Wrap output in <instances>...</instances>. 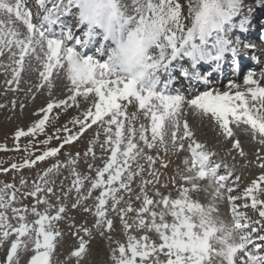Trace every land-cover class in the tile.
I'll use <instances>...</instances> for the list:
<instances>
[{
  "label": "snow or ice",
  "instance_id": "1",
  "mask_svg": "<svg viewBox=\"0 0 264 264\" xmlns=\"http://www.w3.org/2000/svg\"><path fill=\"white\" fill-rule=\"evenodd\" d=\"M25 3L26 0H0V57H8L9 64L3 67L11 69V79L6 83L10 87L14 86L13 90H19L22 73L31 69L35 61L43 68L39 71L41 83L36 86L37 89L45 85L51 89L54 70L56 75L64 71L71 87L67 89L66 99L53 98L46 107L41 108L42 118L31 127L17 130L15 140L43 132L46 121H49L48 114L54 108L61 109L64 106L66 109L77 103V97H83V103L90 107L83 111L82 119L70 121L74 126L79 125L78 132L72 133L67 125L63 127L68 135L62 137L60 148L77 140L87 128L96 125L98 129H103L106 136L100 143L101 149L110 151V157L103 167L96 169V178L91 180L88 196H82L80 192L85 180L90 178H81L76 174L74 187L78 195L71 205L73 209L88 199L92 190H103L95 198L93 206H83L85 212L94 210L92 228H76L74 224L69 226L78 243L73 245L74 250L64 264H70L72 260L75 264H84L89 255L88 242L81 233L91 238L92 229L101 235L105 228L110 232L115 230L110 211L119 217L127 236L126 245L118 242V247L112 249L113 264H264V235L260 234L264 231V174L246 187L243 196L231 195L241 179L235 176V180L229 182L235 175V165H229L226 158L217 161V152L194 139L195 133L188 119L191 115L195 119L214 121L224 143L229 140L232 142L226 157L236 152L246 159L243 143L236 130L241 129L245 134L251 132L254 139L258 137L256 162L264 169V86L260 83L264 80V71L260 72L258 78H254V72L246 75V91L232 83L229 90H206L190 101L179 90L175 95L154 90L158 71H167L177 57H186L190 61V68L181 69L184 77L203 80L207 85L208 76H202L196 70L197 65L201 62H220L229 52L233 56L237 55L241 42L238 37L233 40L230 33L237 26L246 30V19L239 25L233 23V18L241 12V0H187L186 14L183 0H131L134 15L125 0H119L120 11L113 15L118 21H123L121 29L137 26L147 48L143 57L146 72L142 80L116 75L111 56L107 61L100 62L93 57L84 58L74 47L66 46L69 40H75L76 45L85 47L93 35L91 25L82 35H77L74 30L83 23V13L77 24L66 25L61 21V16L68 14L73 7H79L81 0H51V7L46 6V0H39L43 14L37 13L35 22L33 13L25 7ZM17 22L26 31L22 32L16 26ZM57 24L60 26V38H47V34ZM244 47L255 45L245 44ZM91 93L94 95L90 96ZM122 101L126 103L122 104ZM135 102L143 110L142 115L150 120V126L144 123H140L138 128L135 126L137 113L128 114L126 111L128 105ZM60 131L57 129V138H60ZM31 147L34 145L30 142L24 150L28 151ZM60 148L45 150L35 159L25 157L22 163H12L10 169L30 168L37 161L56 156ZM145 149L153 150L157 155H148ZM4 150H8L6 146ZM16 150H20L19 144ZM181 150L188 151L190 158L183 159V169L178 168L177 174L191 186V190L181 186L179 198L173 199L157 189L154 196L158 198L150 197L147 186L154 188L155 184L160 183V173L154 165L159 161L162 166H167L159 153L178 154ZM89 154L95 158L92 147H89L85 156ZM140 158L147 162L151 179H141V193L135 196L137 201H141L137 209L132 206L131 185L134 177L141 176L145 171L139 163ZM70 163L74 164L75 159ZM134 163L135 171L132 167ZM58 167L53 165L47 169L31 188L27 187V181L23 178L19 188L15 183L0 186V246L10 242L5 259L0 264H21V260L29 253L30 259L24 264H56L55 252L62 237L56 222L66 214V206L59 205L55 214H51L53 206L45 194H54L55 181L48 177ZM92 167L89 165V169ZM10 169L0 167V171L5 173ZM205 180L207 184L202 188L200 181ZM190 191L209 193L210 203L203 205L193 200ZM122 192L128 194L127 200L120 195ZM64 195L67 198L68 193ZM27 197L35 199L30 208L13 207L21 198ZM225 197L231 205V227L228 228L223 222L217 227L212 219L213 213H219L218 205L225 202ZM242 198H249L251 203L238 205L237 201ZM40 204L46 205L43 211L38 210ZM121 204L126 206L121 207ZM248 208L258 213L259 219L254 220L241 210ZM8 209H11L13 219L18 222L15 226L6 214ZM29 213L37 219L29 222ZM169 216L171 222L166 219ZM132 231L146 234L136 236L131 234ZM108 238L112 239L110 235Z\"/></svg>",
  "mask_w": 264,
  "mask_h": 264
},
{
  "label": "rangeland",
  "instance_id": "2",
  "mask_svg": "<svg viewBox=\"0 0 264 264\" xmlns=\"http://www.w3.org/2000/svg\"><path fill=\"white\" fill-rule=\"evenodd\" d=\"M36 1L37 0H32V2H35V4ZM243 1L244 0H242V2ZM30 2L31 1H29L28 3L26 2L25 5H28ZM125 2L129 5V11L131 12V14L134 15L135 13L131 7V0H125ZM183 4L185 5L183 11L186 14L187 0H183ZM33 13V15L37 13V10H34V8ZM187 22L188 21L186 18L185 23L187 24ZM16 26L20 27L22 32L26 31V28L20 22H17ZM7 64H9L8 57L6 55L0 57V105L3 106L0 107V167L10 169V165L12 163H22L25 157L29 159H35L36 156L41 155L45 150H50L53 147L60 148V145L62 144V137L68 135L67 132L63 131V127L67 125L68 129H70L72 133L78 132L79 125L77 124L74 126L72 123H70V121L74 118L82 119L83 111L90 107V105L83 103V100H79L76 104H72V102L69 101L72 106L66 109L64 108V106H61V109L54 108L53 111L48 114L49 121H46L43 132H37L35 136L22 137L19 141H16L14 138L15 132L20 129L27 130L35 122L42 118L43 114L39 110L46 107L47 103L50 102L53 98L66 99L68 95L67 89L71 87V84L70 81H67L64 71H61L59 75H56V70H54L51 89H49L47 85L37 89L36 86L41 83L39 71H42L43 68L42 66L37 65L35 61H33V67L25 73H22V80L19 84V90H13L14 86L10 87L6 83L7 80L11 79V69L9 68L6 70L5 67H3V65ZM242 85H244V82H242L241 86ZM30 89L31 91H29ZM62 94L65 97H63ZM121 103L124 104L126 102L122 101ZM137 109H139V105L137 102H135L133 104H129L126 111L128 114L135 112L138 116ZM105 119H107V117ZM194 119L195 118L190 119V122ZM146 121L148 120L138 118L135 126L138 128L140 123H145ZM197 124L198 125H192L197 137L196 139L207 141L206 137L201 134L202 130L200 131V128L198 127L200 125V122L198 121ZM57 129H61V131L59 132L60 138H57ZM214 130L218 129L216 128ZM214 133L215 132H210L209 137L211 138V135L215 136L216 134ZM240 134L242 135L237 134V136H239V139H241L244 148L247 150L244 151L247 159H243L241 163L242 168L244 169L243 177L246 181L250 177V175L259 171V167L256 160L252 158L251 151L255 152V150L249 146V137L243 135L242 132ZM50 137L51 139H49ZM215 138L219 143H221V145H224L223 138H221L220 136H216ZM105 139L106 136L103 129H98L96 125H92L90 128H87L81 135H79L77 140L63 145L56 156L46 157L44 161H37V163L30 168L25 167L20 170L10 169L7 173L0 171V186H3L5 183H15L19 188L20 180L23 178L27 181V187L31 188L34 182H39V177L43 175V173L47 169L52 168L53 165H59L57 171L54 174H50L48 177V179L55 181L54 194H45L46 198L49 201V204L53 206L51 209V214H55V209L59 205L62 204L66 206V214L60 221L56 222V227L62 232L61 243L56 249L54 257L56 264H64V261L69 257L70 252L74 250L73 245L78 243L74 233L72 232V229L69 226L74 224L76 228H79L81 226L92 228V225L94 224V210L92 212H85L83 211V206H93L95 203V198L99 196L100 191H102L103 189L92 190L91 196L88 199L83 200L81 205L76 209H73L71 205L76 201L78 195L74 187V181L76 179V174H79L81 178H90L88 180H85L83 189L80 192V195L88 196L89 189H91V180L96 178V169L103 167L104 162L110 157V151H103L100 147V143H102ZM45 141H47V143H44ZM30 142L32 145H34V147H31L28 149V151H25V146L29 145ZM209 142L212 143L211 140L208 141V143ZM17 144H19L20 150H16ZM252 144H254V146L256 145L255 143ZM5 146L8 150H4ZM247 146L250 147V150L247 148ZM89 147L93 148L95 158H93L92 154L85 156V153L87 152ZM146 154L157 153L153 150H148V153L146 151ZM73 159H75L74 164L70 163V161H72ZM143 162H145V160L143 158H140L139 163L144 166L145 171L141 176L134 177V182L131 185L133 189L132 206L137 209L139 208L141 201H137L135 199V196L140 195L141 193V191L138 192L139 190H141V179L143 177H150L147 171L148 164L147 162L146 164H143ZM89 165H93V167L89 169ZM161 166L162 165L159 163V161H157V163L154 165V168L157 170V168ZM132 167L135 171L136 164L134 163ZM259 174H264V169H261ZM252 177H255L256 179L259 178L258 175L251 176V178ZM164 178H167V176H164ZM147 187L153 188L151 185ZM157 188L159 189V187ZM65 193H68L67 198H65ZM120 195H123L125 200L128 199L127 193L122 192L120 193ZM163 195L169 194L164 192ZM176 198H179V194H177ZM34 203L35 199L32 197L21 198L18 203L13 205V207L28 206L30 208ZM124 206L126 205L121 204V207ZM45 207L46 205L40 204L38 206V210L43 211ZM253 211L254 210H252L251 212ZM254 213L256 212L254 211ZM6 214L9 217L10 222L14 226L18 224V222L13 219V213L11 209H8ZM249 215L251 214L249 213ZM109 216L114 220V231L110 232L107 228H105L103 230L104 234L101 235L100 232L92 229L91 238H89L84 233H81L86 242H88V246L90 249V253L85 259L84 264H113L112 249L118 247V242L125 245L127 244V236L122 229V224L119 220V217L111 211L109 212ZM27 219L29 222H31L37 219V217L29 213ZM166 219H168L169 222H171L172 220L171 216L167 217ZM257 227L259 228L260 226L257 225ZM131 234L140 236L146 233L132 231ZM109 235L112 237L111 240L108 238ZM151 238L155 241L154 235H152ZM9 247L10 242L4 243L2 246H0V261H3L5 259V254L8 251ZM30 255L31 253L24 256V258L21 260V264H24L26 260H29ZM70 264H75V261L72 260Z\"/></svg>",
  "mask_w": 264,
  "mask_h": 264
},
{
  "label": "clouds",
  "instance_id": "3",
  "mask_svg": "<svg viewBox=\"0 0 264 264\" xmlns=\"http://www.w3.org/2000/svg\"><path fill=\"white\" fill-rule=\"evenodd\" d=\"M118 5L119 0H81L77 15L80 19L83 13V24L91 25L92 29L99 28L102 33L114 37L110 56L115 64V74L142 80L146 72L143 57L147 53L144 38L135 25L121 29L120 25L123 21H118L113 15L114 12L120 11ZM212 219L217 227L221 222L226 228L231 227V222L219 213H213Z\"/></svg>",
  "mask_w": 264,
  "mask_h": 264
},
{
  "label": "bare ground",
  "instance_id": "4",
  "mask_svg": "<svg viewBox=\"0 0 264 264\" xmlns=\"http://www.w3.org/2000/svg\"><path fill=\"white\" fill-rule=\"evenodd\" d=\"M29 5V4H28ZM27 6V5H26ZM67 19H73V18H70V16L69 17H66ZM235 18V17H234ZM33 22H35V19L33 18ZM63 46V45H62ZM239 88H240V90H242V91H246V88H247V86L246 85H242V86H238ZM230 89V86L227 88V89H224V91L225 90H229ZM214 90H217V89H210V90H208V91H214ZM231 91L232 92H234L235 91V89H231ZM65 93V92H64ZM61 95V94H60ZM63 95V94H62ZM90 96H93L94 95V93H91V94H89ZM63 97H65L64 95H63ZM79 100H83V97H77V102L79 101ZM71 102V101H70ZM191 116V115H190ZM192 118H194L193 116H191ZM191 118V119H192ZM200 122V125L198 126L199 128H200V131L202 130V135L204 136V137H207L208 136V138L210 139V137H209V134H210V132H215L214 134H216L215 136H212L211 135V138H213V137H219L220 135H219V129L217 128V126L215 125V123H214V121H211V120H208V119H204V120H199V119H194V120H192L190 123L194 126V125H198L197 124V122ZM218 129V130H214V129ZM214 131H213V130ZM237 130H241V129H237ZM237 130H236V132H237ZM242 131V130H241ZM241 132H237V134H239V135H242V134H240ZM202 135H201V137H202ZM243 135H245V134H243ZM203 137V138H204ZM239 137V136H238ZM245 137V136H244ZM222 138V137H221ZM246 138V137H245ZM199 140H201V139H199ZM202 141V140H201ZM217 142V145H219V146H222L221 145V143H219L218 141H216ZM230 142V140L227 142V143H224V146L226 145V144H228ZM249 143V146L251 147V148H253L254 150H255V152H256V148H258V143L255 145L256 146V148H255V146H254V144H252V142L251 141H249L248 142ZM249 146H247V148L250 150V147ZM253 180H258V179H256L255 177H252L251 179H250V181H253ZM250 203H251V201H250ZM254 212V211H253Z\"/></svg>",
  "mask_w": 264,
  "mask_h": 264
}]
</instances>
